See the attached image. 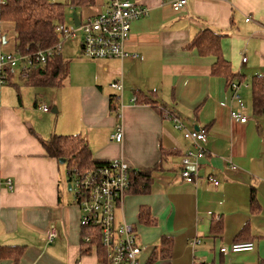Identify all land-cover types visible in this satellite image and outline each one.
<instances>
[{
  "label": "crops",
  "instance_id": "1",
  "mask_svg": "<svg viewBox=\"0 0 264 264\" xmlns=\"http://www.w3.org/2000/svg\"><path fill=\"white\" fill-rule=\"evenodd\" d=\"M130 1L149 11L132 24L125 45L130 57H84L81 32L79 39L63 43L60 54L69 61V73L60 93L52 96L59 114L52 132L36 130L15 107L1 108L0 102V252L10 249L0 254V264H17L16 259L18 264L100 261L97 249L82 254L80 208L64 193L69 181L42 143L53 135L82 137L100 161L122 159L133 170H151L150 191H128L117 211L118 222L128 223L125 210L132 206L138 243L148 248L140 264L142 256L143 264H264V116L253 112L251 86L254 76L264 75V0H187L180 11L173 9L177 0ZM109 3L89 0L70 6L64 24L76 25L77 14L79 26ZM6 24L2 19L1 35ZM206 30L223 37L222 54L233 75L246 78L234 81L242 84L246 123L231 118L239 105L232 101L227 79L213 73L216 58L190 48ZM11 73L14 83L20 72ZM117 81L123 84L120 117L110 108L117 94L111 84ZM138 93L155 102L136 103ZM167 113L186 129L198 126L207 135L193 183L181 176L182 157L193 148ZM118 125L121 142L114 139ZM144 227L149 229L141 241L138 232ZM52 230L56 237L50 241ZM236 242H252L254 250L223 252Z\"/></svg>",
  "mask_w": 264,
  "mask_h": 264
},
{
  "label": "built area",
  "instance_id": "2",
  "mask_svg": "<svg viewBox=\"0 0 264 264\" xmlns=\"http://www.w3.org/2000/svg\"><path fill=\"white\" fill-rule=\"evenodd\" d=\"M5 4L4 0H0V24L2 23L1 7ZM186 4L187 0H177L173 3V9L180 11ZM148 12L146 7L130 0H110L106 10L87 19L79 26L59 25L57 31L60 40L52 48L25 56L19 53L0 52V86L8 82L9 72H14L16 69L19 70L22 80L29 79L38 66L45 65L51 58L60 54L63 43L75 38L78 32H81L83 37L82 55L90 60H123L130 57L131 55L125 50V45L129 39L132 24L147 16ZM243 62H246V58ZM229 87L232 92V101L239 105L238 109L231 110V118L239 123L248 122L249 119L243 114L244 102L240 94L242 84L231 82ZM111 88L117 91L120 113L123 84L117 81L111 84ZM42 109L44 112H49L46 106ZM166 117L173 122L176 130L184 132L185 140L193 148L183 155L181 161L182 178L186 182L193 183L198 178L196 169L206 153L205 130H188L178 117L170 113H167ZM114 139L117 142L122 141L121 125L117 126ZM231 169L236 170V166L232 165ZM71 177V190L74 191L75 203L81 211L80 226L82 229L92 231V235L86 236L83 241L91 244L96 237L95 239L101 243L105 251V260H100L98 264H140V256L148 250L147 246L138 243L132 225L125 222L119 223L117 220V211L131 188L129 165L122 159L112 160L85 173L74 171ZM208 180L215 185L219 184V181L214 178L210 177ZM6 184L10 190L13 189L11 180H7ZM55 237L56 234L52 230L48 238L52 241ZM254 247L252 242H236L231 247L224 248L223 252H249L253 251ZM96 249L97 246H93V250Z\"/></svg>",
  "mask_w": 264,
  "mask_h": 264
},
{
  "label": "trees",
  "instance_id": "3",
  "mask_svg": "<svg viewBox=\"0 0 264 264\" xmlns=\"http://www.w3.org/2000/svg\"><path fill=\"white\" fill-rule=\"evenodd\" d=\"M5 5L1 7V17L7 24L13 26L16 37V46L14 53L23 56L32 55L39 50H46L54 47L60 40L57 27L66 22L67 9L73 5L86 4L89 0H67V5L54 3L51 0H4ZM4 33L0 34V46L3 45ZM222 36L217 33L206 30L199 33L190 48H196L201 56H214L216 62L213 66V73L222 75L227 79L228 84L235 80L244 81V77L236 78L232 73L231 64L222 54ZM69 73V62L58 54L51 58L45 65L38 66L29 79L24 80V85L42 86V87H62ZM14 73L9 72L8 83L11 82ZM252 107L255 115L264 116V75H256L252 78ZM111 111L117 117L119 113L118 96L111 97ZM136 103L140 105L153 104L150 96L144 93H138ZM43 146L47 155L51 158L65 159L71 163L68 174L75 172L85 173L98 165L108 164L109 161H100L94 158L88 143L80 136H57L53 135L50 139L43 141ZM73 164V165H72ZM151 170L138 171L130 168V193L145 194L150 191L152 185ZM71 181V179H70ZM69 181V183H70ZM252 204L255 200L252 199ZM146 208L141 209V218L143 219ZM92 231L82 230V254H90L93 246H97L99 259L105 260V251L97 239H93L91 244L84 243L86 236H91ZM10 249H2V256L9 254ZM157 260L155 257L152 261ZM18 264L19 259H16Z\"/></svg>",
  "mask_w": 264,
  "mask_h": 264
},
{
  "label": "rangeland",
  "instance_id": "4",
  "mask_svg": "<svg viewBox=\"0 0 264 264\" xmlns=\"http://www.w3.org/2000/svg\"><path fill=\"white\" fill-rule=\"evenodd\" d=\"M51 1H53L54 3H62L64 5H67L68 3L67 0H51ZM68 11H69V8H68ZM3 30L7 38V44H4L0 47V52L13 53L15 51L14 28L12 25L6 24ZM76 39H79V37H76ZM67 41H66L67 43L65 42L66 44L70 43L71 39H68ZM24 83H25L24 80L22 81L19 77H17L14 83H12V81L11 83L7 82L5 85H2L0 87L1 108L3 107L6 108L7 106L12 107V108L15 107L16 110L15 109L13 110L18 112V115L20 116L22 121L27 120L28 122H30L31 124L35 126L36 130L43 131V132H52L53 128L55 127L57 123V119L59 117V114L52 112V108L55 105V103H53L52 96L56 92H57L56 93V96H57L58 93H60L61 91L59 89L61 87H42V86H32V85L26 86L24 85ZM61 101H62V97H61ZM35 103H36V106H35ZM43 105H46L47 107H49L50 112H47V113L43 112L41 109ZM248 105L250 106V103H248ZM60 165H61L62 170L64 171L66 182L70 181L72 177H70V175L68 174L69 173L68 169L70 168L71 163H70V166H69V163L67 162L60 163ZM68 185L69 184L64 185V186L67 187ZM13 188H14V183H13ZM63 191L70 198L71 201L75 202V196H74L73 190L69 191L68 188H63ZM126 206H128V201L126 202ZM125 215L127 218V222L130 225H132V222H135V221H132L133 220L132 219V206L131 207L129 206V208L128 207L126 208ZM148 229L144 227L141 230H139L138 235L141 241H146L147 236L144 233V231ZM145 258L146 256L144 257L142 256L141 264H143L142 261H144Z\"/></svg>",
  "mask_w": 264,
  "mask_h": 264
},
{
  "label": "water",
  "instance_id": "5",
  "mask_svg": "<svg viewBox=\"0 0 264 264\" xmlns=\"http://www.w3.org/2000/svg\"><path fill=\"white\" fill-rule=\"evenodd\" d=\"M74 21H75V24H76V25L79 24V18H78V16H77V14L74 15ZM3 40H4V44H5V43H6V38L4 37ZM52 112H53V113H57V112H58L57 109H56V107L53 108ZM195 130H200V128L197 126V127H195ZM65 162H66L65 159H60V163H65ZM191 169H193V168H191ZM71 189H72V188H71V184L69 183V185H68V190L71 191Z\"/></svg>",
  "mask_w": 264,
  "mask_h": 264
}]
</instances>
